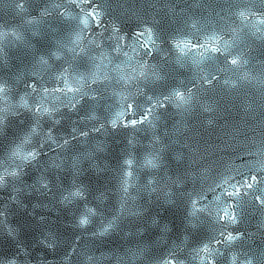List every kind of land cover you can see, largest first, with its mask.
<instances>
[{"label": "water", "instance_id": "1", "mask_svg": "<svg viewBox=\"0 0 264 264\" xmlns=\"http://www.w3.org/2000/svg\"><path fill=\"white\" fill-rule=\"evenodd\" d=\"M19 3L0 0V32H8L0 38V82L54 110L53 117L111 179L158 258L178 248L181 264H201L205 253H196L217 235L215 215L226 206L223 198L215 199L221 195L219 185L232 177L240 180L250 170L252 174L264 170V28L257 32L235 15L246 7L264 8V0H93L101 22L86 30L76 19L86 10L78 7L80 0H25L28 11L20 9ZM147 27L153 29L152 39L160 48L159 52L153 48L150 56H145L135 37ZM148 35L141 36L140 42L148 41ZM212 35L223 36L234 53H243L248 64L240 72L225 64L223 57L215 64L199 65L189 58L179 66L171 40L205 41ZM54 52L63 58L56 60ZM40 57L49 63L41 64ZM65 68L68 72L62 73ZM209 72L219 77L211 85L204 79ZM61 75L68 87H78L96 99L54 92L64 87ZM33 81L36 91L27 88ZM173 88L192 93L188 105L157 107L153 127H111L116 113L128 114L129 103L146 109L150 106L146 97ZM101 125L103 129L95 131ZM129 140L135 145L134 154L143 153L145 146L163 149V166L152 177L155 191L145 188L144 173L137 186L129 188L128 196L119 190L118 172L130 150ZM195 201L200 202L193 208ZM243 203L240 222L228 230L242 232L244 237L231 249L213 248L225 256L239 255L241 260L247 253L252 264H264V207L252 196ZM201 207L204 213L188 217V212ZM216 259L221 264V258Z\"/></svg>", "mask_w": 264, "mask_h": 264}, {"label": "snow or ice", "instance_id": "2", "mask_svg": "<svg viewBox=\"0 0 264 264\" xmlns=\"http://www.w3.org/2000/svg\"><path fill=\"white\" fill-rule=\"evenodd\" d=\"M75 3V0H73ZM25 0H20L18 7L24 11H28L24 8ZM82 10L80 15L76 17L83 29H88L92 26L99 27L101 22L100 12H98L99 6L93 4V0H80V5ZM46 14V10L41 13V15ZM242 24L246 27L251 26L255 28L257 32L261 31L264 28V8L253 11L251 8H245L244 10H237L235 13ZM257 18L255 23H253V18ZM12 35H15L18 39L19 34L15 33L14 30H9ZM119 32V29H117ZM145 33H148V41L143 43L140 42V37L144 36ZM153 29L151 27L144 28L143 30L136 32L135 37L137 43L141 44V50L144 51L145 56L152 55V49L156 48V51L159 52L160 48L156 45V40L152 39L151 34ZM255 34V33H253ZM8 32H0V38H6ZM81 37L77 35L79 40ZM124 39H128L127 36ZM156 39H159V36H156ZM264 39V36L261 37ZM174 51L178 52L177 63L179 66L183 67L184 63L191 58V62L194 64L202 63H212L215 64L216 61L223 57V62L231 67L235 72H240L244 66L248 64V60L243 58V53L236 52L234 53L230 48L227 41L223 39V36L212 35L205 41H196V42H185L177 41L175 38L170 41ZM234 43V42H233ZM70 51L75 52V49ZM53 57L56 60H61L63 58L62 54L57 52L53 53ZM41 64L47 65L49 63L48 59L45 57H40ZM217 71L219 69L217 68ZM62 73H67L68 69H62ZM140 76L147 78L146 73L141 72ZM61 82L64 84V87L53 89L54 92L60 93H80V99L83 100L87 97L86 93H83L80 88H72L67 86V81L64 79L63 75L60 77ZM159 79H162L159 78ZM205 83L211 85L214 81H217L219 77L214 72H209L208 75L204 78ZM241 79V78H240ZM102 83V81L93 80L92 83ZM228 83V81H224ZM28 89L32 91L37 90L35 81L27 85ZM12 88L4 82H0V99L4 101L7 105L8 101L16 100L15 105H9L0 109V133L4 132L5 126L8 121L9 114L11 115H20L22 111H28L29 113L34 114V119L31 126L12 144L8 155L7 160L11 161L10 165H5L0 163V188H3L7 185L9 180H19L25 174V168L34 165L40 161L42 150H44V144L38 139L40 135V121L41 118L47 116L49 119H52L54 110H50L47 107L37 103L35 105L29 104V101L23 96L13 97L11 96ZM44 92L47 93L48 89H44ZM161 96L163 97L161 99ZM192 93L185 88L184 91H180L178 88H173L169 90L166 94H161L160 96H149L146 97L148 108H142L139 104L133 105L129 103L127 105L128 114L125 115V112L116 113V117L111 119L110 125L113 129L116 128H132L135 130L137 125L144 127H153V121L158 119L156 113V108H164L166 105L175 104L177 108L184 107L189 104ZM91 99H96V97H87ZM76 104L73 103L70 107L74 110ZM15 108V111H13ZM149 115L152 116V119H149ZM133 116L135 118H133ZM54 124H59L60 121L53 120ZM104 125H101L99 128H96L95 131L99 132L103 129ZM75 132V129L73 130ZM81 136H87L88 133L81 132ZM47 140L51 142L50 149L52 147H63V145L57 144L55 141L51 128L46 133ZM36 138V142L33 140ZM67 140L64 141L66 145ZM129 151L124 156L121 162V166L118 172L119 177V190L124 196H128L129 188H135L136 182L141 179V173L145 174V188L150 191H155L153 188V179L152 177L156 174V170L160 169L164 163V157L161 155L163 149L149 148L145 146V151L140 154L135 153V145H133L132 140H129ZM90 153L86 154L87 157H90ZM73 168L79 166V161H73ZM59 167V165H57ZM44 177L38 179V184L45 191H51L49 184L44 182ZM221 190V195L217 196L216 201H220L222 198L225 201V207L218 209L215 215L214 222L218 225L217 235L213 236L210 241L202 243V247L196 253L199 256V252L205 253L203 257H200L201 264H217V257L221 258V264H252V259L247 253L243 254V259H240L239 255L229 254L225 256L220 252L219 248H213V245H223L226 248L231 249L236 246L237 242L244 237V233L239 231L228 230L232 226L238 224L242 218V209L244 207V201L247 200L249 196L254 197V200L258 203L259 206L264 207V170H261L257 174H252L251 170L249 174L242 175L240 180H236L235 177L224 180L223 184L219 185ZM88 192L87 187L83 184L72 183L70 188L63 190L60 193L59 202L68 207L73 204H78L87 200L86 193ZM202 195V194H201ZM15 200V197H12ZM200 201L193 202V208L195 203ZM171 203V201H170ZM205 208L201 207L187 213L188 217L191 218L197 214V212L204 213ZM5 214L0 212V217H3ZM103 213L99 211L95 206H92L89 203H83L82 210L79 212V215L75 216V227L81 229L82 231H88L90 226L96 223V227L92 230V235L94 237H106L112 234L119 227V222L123 216L122 210L118 209L117 212L107 219H99V224L95 221V218H101ZM211 219L212 217L209 216ZM195 227V225H190ZM8 235L15 237V233L12 229V226H8ZM183 240V239H182ZM44 243V241H42ZM24 250L21 249V252ZM75 251V250H73ZM178 248L170 249L166 256L159 258L156 261V264H181L179 257L177 255ZM145 249L140 248L137 252H133L129 256V264H136L137 261L142 262L144 259ZM105 258L119 259L116 255L112 253L102 254ZM264 256V254H262ZM94 255L85 256V264H91L93 260H97ZM3 264H18L17 257H12L11 259H6L3 261Z\"/></svg>", "mask_w": 264, "mask_h": 264}]
</instances>
